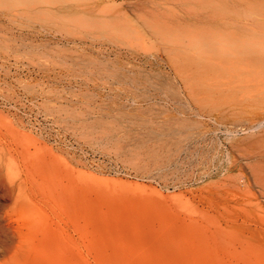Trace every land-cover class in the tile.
I'll use <instances>...</instances> for the list:
<instances>
[{
    "label": "rangeland",
    "instance_id": "1",
    "mask_svg": "<svg viewBox=\"0 0 264 264\" xmlns=\"http://www.w3.org/2000/svg\"><path fill=\"white\" fill-rule=\"evenodd\" d=\"M90 1L0 0V264H264V0Z\"/></svg>",
    "mask_w": 264,
    "mask_h": 264
},
{
    "label": "bare ground",
    "instance_id": "2",
    "mask_svg": "<svg viewBox=\"0 0 264 264\" xmlns=\"http://www.w3.org/2000/svg\"><path fill=\"white\" fill-rule=\"evenodd\" d=\"M58 3V6L60 7L61 12L69 16L70 18L75 17V14L70 6L75 7H82L85 8L84 5L90 4V0H56ZM85 2V3H83ZM56 3V4H57ZM40 6V5H39ZM36 9L38 6H34ZM41 7V6H40ZM81 8V9H82ZM35 9V10H36ZM86 17H90L89 14H86ZM90 18H86V20H89ZM258 31V30H257ZM198 34L197 38H204L203 33L201 35ZM221 37H223L221 43H216L212 41L209 37L204 38L206 41L205 44H207L208 48L215 53H218V50L220 51H236V52H230V54L235 53L238 55H242L245 59L253 58L257 55H264V49L261 48L262 43L261 40L264 39L261 35H255L253 37H250L249 39H239L235 37L231 32L226 31L225 33L219 34ZM196 38V37H195ZM264 48V46H263ZM262 49V50H261ZM229 55V53H227Z\"/></svg>",
    "mask_w": 264,
    "mask_h": 264
}]
</instances>
